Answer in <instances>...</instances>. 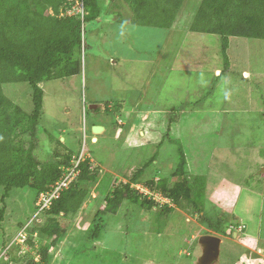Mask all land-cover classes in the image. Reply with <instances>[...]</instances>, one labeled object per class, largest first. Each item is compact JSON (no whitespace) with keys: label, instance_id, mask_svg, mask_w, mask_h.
Wrapping results in <instances>:
<instances>
[{"label":"rangeland","instance_id":"1","mask_svg":"<svg viewBox=\"0 0 264 264\" xmlns=\"http://www.w3.org/2000/svg\"><path fill=\"white\" fill-rule=\"evenodd\" d=\"M199 2L185 0L168 29L134 24L121 0L100 1L101 15L83 23L80 74L43 84L38 152L60 139L72 167L88 157L98 181L82 185L90 191L76 213L52 220L34 190L16 188L4 203L0 187V264H197V238L206 233L222 238L213 264H264V40L231 37L226 67L220 37L189 30ZM4 93L32 109L28 84H6ZM180 150L188 175L205 178L206 213L224 218L228 234L207 228L184 203L161 216L156 206L128 201L116 214H97L113 184L146 163L142 181L169 177ZM143 183L139 192L169 201ZM34 220L65 229L54 245L34 233V243L49 248L47 262L24 243Z\"/></svg>","mask_w":264,"mask_h":264},{"label":"trees","instance_id":"2","mask_svg":"<svg viewBox=\"0 0 264 264\" xmlns=\"http://www.w3.org/2000/svg\"><path fill=\"white\" fill-rule=\"evenodd\" d=\"M74 1L0 0V187L1 201L4 203L16 188L34 190L37 199L41 193L51 190L52 184L62 177L64 167L71 168L75 161L60 139L55 142L65 150H59L55 143L43 157L40 154L43 151L38 152L43 84L80 74L83 23L96 19L103 10L100 4L103 0H83L85 13L69 15L66 10L71 8ZM108 1L119 4V0ZM121 1L132 9L134 24L168 29L173 26L185 0ZM50 6L54 8L52 14L48 11ZM188 26L192 32L220 37L227 67L231 37L264 40V0H200ZM11 83L29 85L32 100L30 111L24 110L4 93V86ZM179 153V160L169 177H151L142 181L141 176L148 166L146 163L125 176V181L115 182L104 198L105 207L99 209L97 214H116L121 204L128 201L146 209L156 206L161 216L173 210V205L184 203L191 205L190 209L201 212L198 218L207 228L228 234L226 226L222 227L225 219L220 216L213 218L205 211L204 176L188 175L187 159L182 150ZM76 170L79 172L70 185L52 200L48 208L42 209L41 214L52 220L53 217L67 218L78 211L90 191L88 186L82 185L97 183L100 170L92 167L88 157L79 161ZM169 178H175L173 183H169ZM141 182L151 193L159 192L169 201L158 202L153 196L147 197L139 192L135 185ZM3 210L0 209V220L4 215ZM18 226L23 228L25 224L18 223ZM102 227L101 223L96 224L92 236L98 237ZM24 230H28L24 242L37 250L41 256L40 262H47L49 248L43 244L36 245L34 233L38 231L40 236H47V240L55 238L52 242L54 245L65 229L53 223L36 224L34 220ZM13 262L14 259L9 264Z\"/></svg>","mask_w":264,"mask_h":264},{"label":"built area","instance_id":"3","mask_svg":"<svg viewBox=\"0 0 264 264\" xmlns=\"http://www.w3.org/2000/svg\"><path fill=\"white\" fill-rule=\"evenodd\" d=\"M72 9L73 10L76 9V13H71ZM84 13H85V8L83 5V0H75L73 5L71 6V8L67 9V14H69V15H71V14L83 15ZM77 160L78 161L76 162V164L78 165L79 161L82 160V157H77ZM77 165L72 167V168H67L66 174L64 176H62L59 180L54 182V184L51 186L52 187L51 190H48V191L40 194L41 197H39V201H38L39 210L45 209L46 207L48 208L50 206L52 200L57 198L59 196V194L61 193V191L70 185L71 181L75 177L74 175L76 172ZM71 174H72V177L69 176ZM136 187L139 188V186H136ZM146 189L144 191L145 193L148 192V190H146ZM22 232H25V231L22 230ZM20 235H21V233H20Z\"/></svg>","mask_w":264,"mask_h":264},{"label":"water","instance_id":"4","mask_svg":"<svg viewBox=\"0 0 264 264\" xmlns=\"http://www.w3.org/2000/svg\"><path fill=\"white\" fill-rule=\"evenodd\" d=\"M101 130V126H93L95 133ZM198 242L201 245V254L198 257L197 264H213L217 261L220 255L221 238L212 234H204L198 237Z\"/></svg>","mask_w":264,"mask_h":264},{"label":"clouds","instance_id":"5","mask_svg":"<svg viewBox=\"0 0 264 264\" xmlns=\"http://www.w3.org/2000/svg\"><path fill=\"white\" fill-rule=\"evenodd\" d=\"M74 162V161H73ZM73 165H71V167H72ZM65 168V167H64ZM68 168V167H67ZM54 184V183H53ZM52 184V185H53ZM40 211V210H39ZM206 234H212V235H216V234H213V233H206ZM216 236H218V237H220L219 235H216ZM26 238V237H25ZM221 238V237H220ZM24 241H25V239H24ZM197 241H198V238H197ZM221 241H222V238H221ZM25 243V242H24ZM199 243V242H198ZM26 244V243H25ZM49 250V249H48ZM49 252V251H48Z\"/></svg>","mask_w":264,"mask_h":264}]
</instances>
